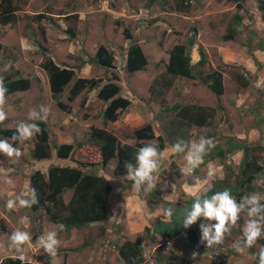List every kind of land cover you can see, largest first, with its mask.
<instances>
[{"label": "rangeland", "instance_id": "rangeland-1", "mask_svg": "<svg viewBox=\"0 0 264 264\" xmlns=\"http://www.w3.org/2000/svg\"><path fill=\"white\" fill-rule=\"evenodd\" d=\"M143 2L17 0L16 20L11 24H0V76H13L14 71H17L30 79L27 90L5 97L3 108L7 118L0 123V128H17L21 122L31 124L36 118L30 119V112H35L37 118L44 117L47 120V112L48 133L52 141L82 142L81 145L74 144L70 160L59 161L67 165H73V160L95 164L100 158L98 149L89 144L85 137L90 126L101 122L98 111L104 104L92 100L94 91L82 90L69 102L70 112L56 111L46 89L47 74L41 62L50 58L60 65L75 67L80 61H88L96 47L103 44L114 56V71L118 74L120 93L130 100L118 118L107 123V129L115 134L120 143L133 146L136 141L130 136V130L145 122L151 124L155 135L161 134L164 137V148L157 151L159 170L152 173L156 177L155 188L150 190L142 185L137 192L134 183L116 179L113 182L116 193L109 200L110 213L107 219L101 224L91 225L84 233L69 237L71 242L68 252L53 259L51 264H122L116 252L109 251V245L102 243L104 239L119 244L125 238L133 239L140 234L144 225L167 218L163 215L164 207L174 208L179 203L183 204L189 195H199L210 186L212 180L223 177L225 164L233 170L236 168L241 153L234 149L222 158L200 163L191 174H183L181 169L187 166L185 156L193 143L200 142L201 137L209 138L213 145L221 147L225 146L224 139L230 136L244 137L254 144H264V58L256 68L255 64L250 65V52L247 51V46L252 48L257 40L264 39V21L257 9L256 0H188L186 11L175 9L173 0L162 7L157 4L145 7ZM236 12L242 16L238 31L232 40H222L226 22ZM36 14H40L37 19L33 17ZM192 28L195 35L194 43L189 47L191 62L198 58V47L205 53L204 65L201 68L194 66V70L202 73L209 68L219 70L223 92L216 96L193 79L175 77L162 96L168 106L178 102L181 105L212 108L210 119L201 126H187L186 121L177 120L174 113L161 111L159 96L149 98L148 92L152 79H157L164 71L163 63L167 59L169 47L174 43L187 42ZM123 30H127L138 42L146 58L144 69L132 74L122 69L124 48L129 42ZM247 41L250 42L248 45ZM225 63L229 66H224ZM80 65L74 77H110V70L92 62H81ZM238 73L247 81L245 87L237 82ZM67 88L60 96L63 102H66ZM155 88L161 90L157 86ZM180 125L183 126L178 127ZM182 139L185 140L182 143L184 151L175 152L173 146L182 142ZM0 140L21 151L18 158L0 152L2 205L9 198L15 200L18 193L20 198H27L26 172L37 162L30 157L35 138L24 140L18 136L13 140L0 136ZM146 142L155 144L157 140L153 138ZM114 163V158L110 159L103 173L107 175ZM97 166L94 165L95 168ZM6 177L12 181L11 184L4 182ZM20 187H23L24 194L20 193ZM253 196L259 199L255 204L248 203V199ZM248 199L241 198L236 202L242 207L235 224L226 222L228 231L224 233L223 243L206 249L184 250L183 233L168 242L149 245H145L146 237L142 240L145 260L152 264L157 261L166 264V260H172L170 264H253L252 251L243 246V230L249 220H255L261 229L260 237L264 236V190L252 192ZM253 208L257 211L249 215ZM21 215L14 218L13 214L0 208V224L5 226L4 229L0 228V258L9 254V250L4 247L7 239L5 231L26 227L27 221L21 222ZM190 226L198 236L202 233L195 223ZM237 242L243 247L242 252L235 250ZM259 244L257 239L250 249L255 251ZM82 248L83 251L77 252ZM29 249L25 243L16 254L33 260L34 251ZM36 249L38 254L39 248ZM156 256L159 257L156 259Z\"/></svg>", "mask_w": 264, "mask_h": 264}, {"label": "trees", "instance_id": "trees-1", "mask_svg": "<svg viewBox=\"0 0 264 264\" xmlns=\"http://www.w3.org/2000/svg\"><path fill=\"white\" fill-rule=\"evenodd\" d=\"M168 1L144 0L143 6L157 4L162 7ZM173 1L175 9L182 8L186 10L187 4H184V0ZM16 5L15 0H0V24L12 23L16 20L17 16L14 12L17 9ZM256 6L261 13L262 21H264V0H256ZM33 17L36 19L40 17V14H36ZM241 19L242 16L237 12L232 14L226 22L225 32L221 36L222 40L233 39L238 31V23ZM194 33L195 30L192 28L187 42L174 43L169 47L167 60L163 63V73L157 79H152L148 87L149 98L152 96L157 98L159 96L158 100L162 106L161 111L174 113L177 120H185L187 126L204 125L211 117L212 108L192 104L181 105L178 102H174L169 106L166 105L162 93L171 86L175 77L193 79L204 85L207 90L216 96L223 92L221 72L219 70L209 68L205 73L194 70V66L201 68L205 63V53L200 47L197 48V60L193 63L190 61L189 47L194 43ZM123 35L128 39L129 44L124 51L122 68L126 73L144 69L146 58L140 45L127 30L123 31ZM249 43L247 41L246 45ZM247 48L250 50V47L247 46ZM254 48L264 50V39L257 40ZM252 60L256 68H258L259 64L257 61L253 57ZM81 62H92L105 70H110V77L106 78L102 83L101 78L98 77H74V69L62 67V65L55 63L50 58H45L41 63V67L47 73L50 96L59 110L69 112V102L82 90L94 91L92 100L100 102L101 105L104 104L98 111L101 122L98 125L90 126L86 138L89 144L98 149L99 160L95 164L88 161L77 162V160H73L71 161L73 165H59L53 159L56 157H70L74 145L71 143L57 144L52 141L49 138L45 120L38 118L31 123L37 125L41 132L33 134L35 142L30 151V156L37 161L42 160L43 171L37 168L28 174L29 189H35L34 194L38 201V203L33 204L29 208L32 211H36L39 208L44 210L49 221L57 222L65 228H80L86 222L102 221L107 216L111 184L108 178L104 176V173H98L95 170L94 165L98 164L100 168H103L114 157L115 163L110 174L115 177H122L128 181L126 165H131L133 170H135L137 167L138 148L153 146L156 151H160L164 147V137L161 134L155 135L151 124L148 122L133 128L130 132V136L136 141L134 146L120 143L116 136L106 129L107 123L115 121L129 105V99L121 95L120 85L116 83L118 75L112 70L114 68L112 52L100 44L93 55L88 58V61ZM80 63L73 68L79 69ZM224 66L228 67L229 65L225 63ZM3 79L4 86L7 88L5 97L15 91L25 90L29 87V80L17 71L14 72V77L5 76ZM243 79V76L238 73L236 80L242 87H245L247 81ZM156 86L161 88V90L157 91ZM66 87H68L65 96L66 102H62L60 96ZM181 126L183 125L178 127ZM18 135L17 128H0V136L2 137L12 138ZM153 138L157 140V143L146 142V140ZM168 141L171 142V140ZM181 141L182 143L185 142L183 139ZM81 143V141H77L74 144L81 145ZM224 143L225 146L223 147L218 144L210 147L203 156V162L217 157L222 158L226 153H231L235 149L241 153L236 168L233 170L230 165L225 164L223 177L212 180L210 186L199 195L188 196L183 204L179 203L172 208L173 214L170 218L158 219L150 223V225L144 226L142 232L131 240L125 239L120 244L114 242L110 249L116 252L122 264H150L142 256V240L146 237L147 242L145 244H155L157 241L160 243L167 242L179 235V233H183L182 248L184 250L189 248L206 249L207 241L200 240L202 233L198 236L190 225L185 228L182 224L184 213L187 209L190 210L194 200L199 197L202 203L205 199H211L215 193L228 189L229 195L236 203L241 198L247 200L252 192L264 190V144H254L248 142L244 137L238 138L235 136L227 137L224 139ZM51 151L52 156L55 157L53 159L51 158ZM66 190H70L71 193L66 204H64L62 195ZM166 208L171 207H164V209ZM205 221L208 220L201 216L194 223L200 227ZM209 222L216 223L215 220ZM258 240L260 244L255 251L249 248L252 251L253 264H259L258 252L260 247L264 245V236L259 237ZM213 247H216V245ZM47 261V257H41L39 263L4 257L0 260V264H47ZM168 262L165 261V263ZM160 263V261H157L154 264Z\"/></svg>", "mask_w": 264, "mask_h": 264}, {"label": "clouds", "instance_id": "clouds-1", "mask_svg": "<svg viewBox=\"0 0 264 264\" xmlns=\"http://www.w3.org/2000/svg\"><path fill=\"white\" fill-rule=\"evenodd\" d=\"M16 1L17 0H15V3H16ZM187 1L188 0H184L183 1L184 4H187ZM17 9H18V7H17ZM16 10L14 12H16ZM182 10L186 11L187 8H186V10H184V9H182ZM6 24H11V23H6ZM2 25H4V24H2ZM128 44H129V42H128ZM101 45H103V44H101ZM254 45L252 46V48L250 47V50H248V48H247V51L250 52V54H251V56L249 55V58H250L249 60L252 62L253 65H254V63H253L252 57L255 60H257L252 55V51L255 49ZM125 48H124V51H125ZM258 50H261V49H258ZM113 59H114V56H113ZM123 59H124V57H123ZM257 63L259 64L260 62H257ZM62 67H69V66L62 65ZM70 68L74 69V71L77 70V69H75L73 67H70ZM114 69H116L115 65H114V68L112 70L114 71ZM123 71H124V69H123ZM137 71H140V70H137ZM137 71H134V72H137ZM127 74H132V73H127ZM6 76L14 77V74H13V76L12 75H6ZM4 77H5L4 75L0 76V123H2L7 118V113L5 112V110L3 108V105L5 104V93L7 92V88L4 86V79H3ZM83 77H85V76H83ZM27 79L29 80V86H30V79L29 78H27ZM101 80H102L101 81V83H102L105 79H101ZM117 81L118 80H116V83H117ZM27 89H25V90H27ZM46 89L48 90L49 97L52 100V98L50 96V90H49L47 77H46ZM25 90H21V91H25ZM16 92H18V91H15L13 93H16ZM13 93H11V94H13ZM124 97H126V96H124ZM53 103H54V101H53ZM129 103H130V100H129ZM54 105H55V103H54ZM54 108H55L56 111L59 110L56 107V105L54 106ZM65 113H68V112H65ZM29 118L30 119H34V118L38 119L39 118L41 120H45L46 122H47V120H49L48 117H47V120L44 117H38L37 118L35 112H30L29 113ZM142 124H140V125H142ZM140 125H138L136 127H139ZM136 127H134V128H136ZM47 129H48V123H47ZM89 129H90V127L88 128L87 136H88ZM106 129H107V127H106ZM132 129L130 130V132L132 131ZM17 131L19 133L18 136L20 138H23L24 140H28V139H31L32 137L34 139V135L33 134L41 132V129L39 127H37V125H35V124H25V123L21 122L20 124L17 125ZM18 136L17 137L13 136L12 138L11 137L10 138L15 140V139L18 138ZM87 136L85 137V139L87 138ZM60 143H71V144L74 145L73 142H60ZM57 144H59V143H57ZM212 146H213L212 140L209 139V138H204V137H201L199 143H193L192 146H191L190 151L185 156V160H186V165L187 166L185 168H182L181 172L183 174H191L193 169L195 167H197L200 163L203 162L204 154ZM173 147H174L175 152H183L184 151V147L182 146V142L176 143ZM0 152H3V153H5L6 155H8L10 157L11 156H16L18 158L21 155V151H20L19 148H13L9 143H7L4 140H0ZM157 155H158V153H157L155 147H153V146H144V147H141L139 149L138 153H137V157H136V159H137V167L135 168V170H133L131 165H126L127 178L129 179L128 181L127 180L126 181L129 182V183H134L133 187H134V189L137 192H139L141 190V186L142 185H146L147 188L150 189V190L155 188V186H156V177H154L152 175V173L159 170V164H158L157 159H156ZM51 158L52 159L55 158L54 156H52V151H51ZM69 158L70 157H67V158H57L56 157L53 160L56 163H58L59 165H67V164L61 163L60 161L69 160ZM114 160H115V158H114ZM32 161L37 162V164L34 167H31V169L28 172H26L27 187L25 188L26 189L25 195L27 196V198L25 197V198L22 199V198L17 197L16 200L9 199L7 202L5 200V203H3V206L1 207V210L3 211L6 207L10 211L14 210L17 207V200H18V205L25 209V211H24L25 217H23L21 219V222H23L24 220L27 221L26 227L22 228V229H24L26 231H21V230L14 231L12 233L11 237H10V241H11V246H14L17 249H19L26 242H29V247H32L31 249H29V251H32V252L34 251V254H33L34 258H33V260L25 259V257L23 255H19V254H6L2 258H4V257L17 258V259H20L22 261L39 263V259L41 257H47L48 258L47 264H51L53 259H55L57 257L58 258L62 257V256L65 255L66 252H68L69 243L71 242V239L69 237H71L73 235H76L78 233L79 234L80 233H84L86 231V229L89 228L91 225L101 224L107 219V217L109 216V213H110V211H109V202H108V213H107V216H106V218L104 220L97 221V222H93V221L92 222H86L85 225L83 227H80V228H76V227L65 228L62 225L58 224L57 222L49 221L47 219V217H46V214H45L44 210L39 208L36 211H32L29 208L33 204L38 203V201L35 198V194H34L35 193V189H33V188L29 189L28 174L30 172H32L34 169H37V168L41 171L42 170V165H43L42 160L41 161H37V160L32 158ZM77 162H80V161H77ZM96 165H98V164H96ZM104 167L105 166H103V168H100V166L98 165L97 168H95V170L98 173H100V172L103 173ZM112 167H113V165H112ZM112 167H111V169H112ZM111 169H110L109 173H107V175L104 173V176L108 178L109 183L111 184V190H110V193H109V196H110L109 200H110L112 194L116 193L114 191V188H113L114 187V183L113 182L116 179H121V180L123 179L122 177L112 176L110 174L111 173ZM209 174H211V170H210ZM4 182L5 183H9V184L12 183V181L8 177L5 178ZM29 193H30V195H29ZM70 193H71L70 190H66L63 193L62 200H63L64 204H66L68 198L70 197ZM189 196H193V195H189ZM258 199H259V197L253 196V197L248 199V203L255 204ZM241 207H242V205L238 206L235 203L234 199L229 195L228 189H225L222 192L215 193L211 197V199H205V200H203L202 203H201L199 197H197L194 200V202L192 203L190 210L187 209L185 211L184 219H183V223L182 224H183V227L188 228L189 225L193 224L197 220V218L201 217V216L206 218V220H208V221L215 220L216 223H214V224H212V223H202L200 225V229L202 230V236L200 237V240L201 241H207L206 246L207 247H212L215 244L223 243L224 233L228 231V228H226V226H225L226 222H229L231 224H235V222H236V220L238 218V213L241 210ZM256 211H257L256 208L251 209L249 215H252ZM172 214H173V209L172 208L163 209V215L165 217H169L170 218L172 216ZM29 223L31 224V227H29ZM44 226L48 227V230H47V233H46L45 237H43V235H44L43 227ZM144 226H146V225H144ZM2 227L3 226L0 224V228H2ZM141 232H142V229H141ZM179 234H181V233H179ZM261 234L262 233H261V229H260L259 223L257 221H255V220H249L247 225H246V227L243 230V237H244L243 246L247 247V248H251L256 243L257 239L261 236ZM125 239H130L131 240V238H125ZM38 241H39V243L41 245H39L37 243ZM83 243L84 242L81 243V246H83ZM102 243H104V245H109V251L113 252L110 249V246L113 245V243H110V241L106 240V239H104L102 241ZM157 243H160V242L157 241ZM157 243H155V244H157ZM162 243H164V242H162ZM145 245H149V244H145ZM36 247L39 248V253L38 254H37V252H35V251H37ZM143 247H144V243L142 242V251H143ZM234 248H235V250L237 252H242L243 251V247H241L239 242H237L234 245ZM186 250H188V249H186ZM80 251H83V248L77 250V252H80ZM13 255H19V256H13ZM258 255H259V264H264V245H262L260 247ZM142 256L144 258L143 252H142ZM99 257L100 258L102 257V253L100 254ZM158 257L159 256H156L155 258L157 259ZM2 258H0V260ZM144 260H145V258H144ZM166 261H169V260H166ZM171 261H169L166 264H170ZM148 263L152 264V262H148ZM160 264H162V263H160Z\"/></svg>", "mask_w": 264, "mask_h": 264}, {"label": "crops", "instance_id": "crops-1", "mask_svg": "<svg viewBox=\"0 0 264 264\" xmlns=\"http://www.w3.org/2000/svg\"><path fill=\"white\" fill-rule=\"evenodd\" d=\"M261 54H263L264 55V50H258V49H254L253 51H252V55L257 59L256 61L257 62H263V56L261 55ZM250 63V62H249ZM264 63V62H263ZM250 65H253V64H251L250 63ZM50 101H51V103H53V101L50 99ZM47 117H48V115H47V112H46V114H45ZM26 188V187H25ZM20 193H23L24 194V190H23V187H20ZM16 196L17 197H19L20 198V195H19V193L18 194H16ZM12 197V196H11ZM9 199H13V198H9ZM16 200V199H15ZM3 206V204L2 205H0V208ZM17 206L18 207H16L14 210H8L7 209V207L3 210L4 212H6V213H11V214H13V217L15 218V217H18L20 214H22L21 216H20V219L21 218H23V217H25V213H24V211H25V209L23 208V207H20L19 205H18V200H17ZM4 227L5 226H3L2 227V229H4ZM19 227H20V225H19ZM20 229V228H19ZM19 229H13V230H11V231H5L6 233H4L5 234V236L7 237V239L4 241V247L6 248V249H8L9 250V254H16V251H18L19 249H17V248H15L14 246H11V241H10V237H11V235H12V233L14 232V231H16V230H19ZM21 230H23V231H26V230H24V229H22L21 228ZM47 230H48V227L47 226H44L43 227V231H44V235H43V237H45V235H46V233H47ZM39 245H41L40 243H39V241L37 242ZM26 244L29 246V242H26ZM10 247H12V248H10ZM30 248H32V247H30ZM35 250V249H34ZM20 255V254H19ZM19 255H13V256H19Z\"/></svg>", "mask_w": 264, "mask_h": 264}]
</instances>
